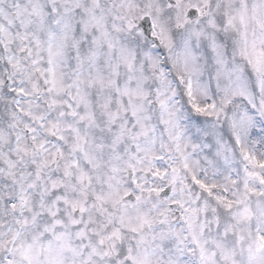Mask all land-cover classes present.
<instances>
[{"label": "snow or ice", "instance_id": "snow-or-ice-1", "mask_svg": "<svg viewBox=\"0 0 264 264\" xmlns=\"http://www.w3.org/2000/svg\"><path fill=\"white\" fill-rule=\"evenodd\" d=\"M0 264H264V0H0Z\"/></svg>", "mask_w": 264, "mask_h": 264}]
</instances>
